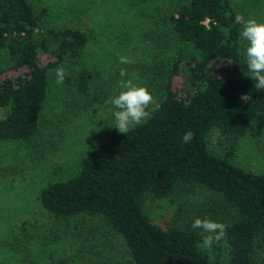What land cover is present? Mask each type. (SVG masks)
<instances>
[{
    "label": "trees",
    "instance_id": "1",
    "mask_svg": "<svg viewBox=\"0 0 264 264\" xmlns=\"http://www.w3.org/2000/svg\"><path fill=\"white\" fill-rule=\"evenodd\" d=\"M46 7L28 0H0V141L30 143L49 93L51 72L81 60L88 35L47 23ZM238 16L231 0H174L160 16L176 49L167 62L146 69L161 78L160 109L125 134L91 149L65 180L46 185L38 201L59 222L100 219L120 236L126 264H256L264 261V173L233 162L240 140L264 131V90L237 70L242 61ZM95 75H65L63 86L90 95ZM191 131L189 143L182 137ZM218 132L221 153L209 149ZM213 195L206 215L178 206L164 226L144 210L147 199ZM195 218L226 226L211 256Z\"/></svg>",
    "mask_w": 264,
    "mask_h": 264
},
{
    "label": "rangeland",
    "instance_id": "2",
    "mask_svg": "<svg viewBox=\"0 0 264 264\" xmlns=\"http://www.w3.org/2000/svg\"><path fill=\"white\" fill-rule=\"evenodd\" d=\"M36 9L46 7L51 27L84 29L88 40L81 60L65 64V75L87 69L95 75L90 95L57 85L55 71L49 79V93L40 127L28 143L0 141V264H126L128 254L119 235L100 220L78 217L67 222L53 219L41 208L38 196L49 183L75 173L79 161L91 149L118 133L110 100L117 92L120 71L125 79L145 86L157 100L161 78L150 74L151 62H167L176 45L159 18L174 0H28ZM244 20L264 22V0H231ZM237 74L247 71L244 50ZM131 60L121 64L119 57ZM0 54V64L3 62ZM0 108V117L6 113ZM209 149L221 153L224 145L214 131ZM233 162L264 173V131L243 137ZM202 215L215 205L213 195L197 190L187 196L147 199L144 210L162 226L178 206ZM216 242L206 251L213 256L224 245ZM256 264H264L257 257Z\"/></svg>",
    "mask_w": 264,
    "mask_h": 264
},
{
    "label": "clouds",
    "instance_id": "3",
    "mask_svg": "<svg viewBox=\"0 0 264 264\" xmlns=\"http://www.w3.org/2000/svg\"><path fill=\"white\" fill-rule=\"evenodd\" d=\"M236 23L242 25L239 35L247 42L244 50L247 66L245 75L254 82L257 91L264 90V22H258L256 19L244 20L242 16H237ZM119 61L121 64L131 63L125 56L119 57ZM127 75L126 71L121 69L117 92L110 100L115 109L112 113L115 129L121 134L128 133L136 126L147 122L160 109V104L149 90L134 83L132 79H125ZM55 76V83L63 84L65 69L63 67L55 69ZM193 136L191 131L186 132L182 137L183 143H189ZM191 227L202 230V243L199 246L203 248H210L214 242L218 243L226 233L224 224L208 218H195Z\"/></svg>",
    "mask_w": 264,
    "mask_h": 264
}]
</instances>
